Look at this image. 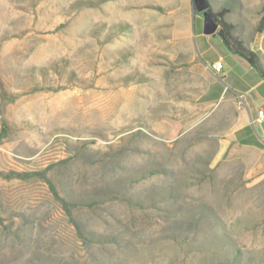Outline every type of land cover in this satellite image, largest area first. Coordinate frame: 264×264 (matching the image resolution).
I'll list each match as a JSON object with an SVG mask.
<instances>
[{"label": "rangeland", "instance_id": "374dc122", "mask_svg": "<svg viewBox=\"0 0 264 264\" xmlns=\"http://www.w3.org/2000/svg\"><path fill=\"white\" fill-rule=\"evenodd\" d=\"M208 7L264 48V0H0V264H264Z\"/></svg>", "mask_w": 264, "mask_h": 264}, {"label": "crops", "instance_id": "0c3cea01", "mask_svg": "<svg viewBox=\"0 0 264 264\" xmlns=\"http://www.w3.org/2000/svg\"><path fill=\"white\" fill-rule=\"evenodd\" d=\"M199 40L200 62L203 71L213 78L215 93L236 109V98L241 97V107L236 110L233 133L246 153L248 175L264 177V48L261 45L247 48L258 56L259 67L245 58L230 52L217 35L205 32V22H198L194 34ZM193 35V36H194ZM223 62V72L215 74L209 65ZM261 112V114H259Z\"/></svg>", "mask_w": 264, "mask_h": 264}, {"label": "trees", "instance_id": "16d2710c", "mask_svg": "<svg viewBox=\"0 0 264 264\" xmlns=\"http://www.w3.org/2000/svg\"><path fill=\"white\" fill-rule=\"evenodd\" d=\"M225 13L226 11L224 10L215 13L210 9V7H208L206 11V15L208 19L212 21L214 24L220 25V29L218 30V32H216V34L212 33V35H217L221 40V42L223 43V45L227 48V50L245 58L250 63H254L259 67L258 56L251 50L244 47L243 44L239 41V39L232 34L231 24L225 22L223 19ZM263 25H264V14L262 15L259 22V26H263ZM2 131L4 132V125ZM31 175L32 174L30 173L20 174V173L12 172L5 174L3 172H0V177L3 178H25V177H31Z\"/></svg>", "mask_w": 264, "mask_h": 264}, {"label": "built area", "instance_id": "2783aa9c", "mask_svg": "<svg viewBox=\"0 0 264 264\" xmlns=\"http://www.w3.org/2000/svg\"><path fill=\"white\" fill-rule=\"evenodd\" d=\"M210 69L215 73V74H221L223 72V62L222 61H216V62H213L209 65ZM237 104L241 107V97L240 96H237ZM261 114V112L259 113Z\"/></svg>", "mask_w": 264, "mask_h": 264}, {"label": "water", "instance_id": "95a60500", "mask_svg": "<svg viewBox=\"0 0 264 264\" xmlns=\"http://www.w3.org/2000/svg\"><path fill=\"white\" fill-rule=\"evenodd\" d=\"M202 3V7H204V4L203 2L201 1ZM215 31V24L210 21L206 15V20H205V32L207 34H212L213 32Z\"/></svg>", "mask_w": 264, "mask_h": 264}]
</instances>
